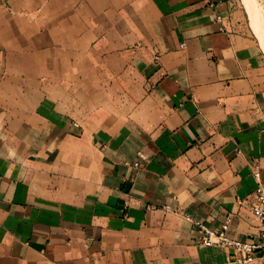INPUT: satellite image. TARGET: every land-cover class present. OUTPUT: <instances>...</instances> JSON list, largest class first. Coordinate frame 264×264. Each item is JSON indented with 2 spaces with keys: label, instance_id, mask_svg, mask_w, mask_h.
Segmentation results:
<instances>
[{
  "label": "crops",
  "instance_id": "0c3cea01",
  "mask_svg": "<svg viewBox=\"0 0 264 264\" xmlns=\"http://www.w3.org/2000/svg\"><path fill=\"white\" fill-rule=\"evenodd\" d=\"M252 21L245 0H0V264H229L186 215L256 241Z\"/></svg>",
  "mask_w": 264,
  "mask_h": 264
},
{
  "label": "built area",
  "instance_id": "2783aa9c",
  "mask_svg": "<svg viewBox=\"0 0 264 264\" xmlns=\"http://www.w3.org/2000/svg\"><path fill=\"white\" fill-rule=\"evenodd\" d=\"M218 19H220L219 16ZM139 156H143V154L139 153ZM137 164L135 163V165ZM254 176L257 180V186L253 193L252 212L261 222L259 237L256 241H240L228 235L233 219L232 214H228L217 229H212L201 221L185 216L197 228L196 243L206 247L232 248L233 253L229 264H247L256 259H260L264 264V177L258 170L254 171Z\"/></svg>",
  "mask_w": 264,
  "mask_h": 264
},
{
  "label": "bare ground",
  "instance_id": "6f19581e",
  "mask_svg": "<svg viewBox=\"0 0 264 264\" xmlns=\"http://www.w3.org/2000/svg\"><path fill=\"white\" fill-rule=\"evenodd\" d=\"M250 2L251 0H247V2ZM258 1V0H257ZM246 2V1H245ZM252 2V1H251ZM250 2V3H251ZM249 4V3H248ZM252 5L254 4L255 5V3H251ZM256 5H258L257 3H256ZM255 7V6H254ZM262 7V6H261ZM255 8H257V7H255ZM260 8V7H259ZM258 8V9H259ZM263 8V7H262ZM248 9H250L249 8V6H248ZM254 9V8H253ZM255 12H256V19L254 20V22L252 21V23L254 24L253 26H255V27H257V28H254V29H257L258 30V34L260 35V37H261V39H262V41L261 42H263V44H264V15L262 14V12H261V10H254ZM253 12V11H252ZM264 13V12H263ZM253 16V15H252ZM256 31V30H255ZM257 34V35H258Z\"/></svg>",
  "mask_w": 264,
  "mask_h": 264
},
{
  "label": "rangeland",
  "instance_id": "374dc122",
  "mask_svg": "<svg viewBox=\"0 0 264 264\" xmlns=\"http://www.w3.org/2000/svg\"><path fill=\"white\" fill-rule=\"evenodd\" d=\"M246 2H245V4H246V7H247V9H248V6H249V8L250 9H248V11H250L251 13H252V15H253V19L255 18L256 19V12L254 11V10H261V12H262V14L264 15V2H263V0H251L250 2L251 3H255V5L253 4H251L249 1L247 2V0H245ZM249 3V4H248ZM256 3L258 4V5H256ZM257 7V8H255V7ZM263 8H262V7ZM260 7V8H259ZM254 8V9H253ZM259 8V9H258ZM253 11V12H252ZM254 19V20H255ZM257 28V27H256ZM256 34H258V30L256 29ZM258 36H259V38H260V41H262V39H261V37H260V35L258 34ZM262 44H263V42H262ZM264 45V44H263Z\"/></svg>",
  "mask_w": 264,
  "mask_h": 264
}]
</instances>
